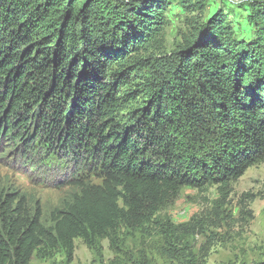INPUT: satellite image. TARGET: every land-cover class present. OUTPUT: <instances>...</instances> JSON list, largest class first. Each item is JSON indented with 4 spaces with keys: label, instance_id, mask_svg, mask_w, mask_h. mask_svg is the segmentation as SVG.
Listing matches in <instances>:
<instances>
[{
    "label": "trees",
    "instance_id": "obj_1",
    "mask_svg": "<svg viewBox=\"0 0 264 264\" xmlns=\"http://www.w3.org/2000/svg\"><path fill=\"white\" fill-rule=\"evenodd\" d=\"M205 2L0 0V134L90 161L100 179L70 183L79 194L50 227L22 197L1 198L0 264L57 248L71 261L76 239L149 222L182 188L227 185L264 161V1L239 6L245 36L221 9L204 18ZM173 4L189 27L167 56ZM196 223L162 233L182 243Z\"/></svg>",
    "mask_w": 264,
    "mask_h": 264
},
{
    "label": "rangeland",
    "instance_id": "obj_2",
    "mask_svg": "<svg viewBox=\"0 0 264 264\" xmlns=\"http://www.w3.org/2000/svg\"><path fill=\"white\" fill-rule=\"evenodd\" d=\"M249 1L255 0H206L203 17L207 19L221 9L237 34L245 36L250 27L238 14L243 11L239 6ZM165 17L160 53L169 56L181 45L189 23L176 4L168 8ZM155 55L159 52L146 51L139 57ZM143 75L144 71L139 70L135 77ZM6 135L0 134V199L6 194L22 197L30 211L39 208L43 226H52L51 213L63 209L79 194L80 188L70 184L75 179L100 182L90 161L77 165L56 151L50 154L45 141L23 146L17 142L13 146L17 131ZM190 222H197L200 233L179 238L182 243L162 233L170 225L179 227ZM190 257H196L198 264H264V161L227 185L182 188L177 199L149 222L136 226L121 223L114 233L91 245L76 239L71 261L63 249L57 248L34 253L30 264H188Z\"/></svg>",
    "mask_w": 264,
    "mask_h": 264
}]
</instances>
